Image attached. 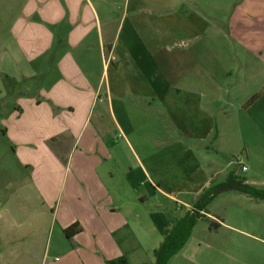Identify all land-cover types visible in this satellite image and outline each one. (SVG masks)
Returning a JSON list of instances; mask_svg holds the SVG:
<instances>
[{
    "label": "crops",
    "instance_id": "0c3cea01",
    "mask_svg": "<svg viewBox=\"0 0 264 264\" xmlns=\"http://www.w3.org/2000/svg\"><path fill=\"white\" fill-rule=\"evenodd\" d=\"M4 9L12 14L0 33L2 131L22 171L14 184L29 190L33 207L22 224L5 210L0 264L23 251L35 264H138L205 188L231 171L247 183L239 166L219 161L216 115L232 98L217 78L226 57L221 67L208 62L199 11L181 10L179 0H18L1 9L0 28ZM263 90L228 105L257 112ZM252 121L246 161L251 145H264ZM163 198L185 210L173 216ZM71 225L80 229L67 238ZM261 244L235 246L241 262L232 264H264Z\"/></svg>",
    "mask_w": 264,
    "mask_h": 264
},
{
    "label": "rangeland",
    "instance_id": "374dc122",
    "mask_svg": "<svg viewBox=\"0 0 264 264\" xmlns=\"http://www.w3.org/2000/svg\"><path fill=\"white\" fill-rule=\"evenodd\" d=\"M13 1L18 4V0H0V11L4 7H8L10 3L12 4ZM191 6L193 10L203 14L207 20L205 36L208 38V48L211 53V59L208 60L211 67H221L220 58L226 57V71L223 73V77L220 74L217 78L227 86L228 93L230 90L229 94L232 99L226 97L225 113L218 112L216 115L218 126L222 129L221 143L224 148L222 154H225L219 158L220 164L223 166L233 160V157L234 159L238 157L247 166L246 172H243L239 168L240 166L238 167L240 174L246 177L247 183L264 188V145L262 143L258 146L257 144L251 145L252 158L248 161L242 155L241 146L247 135L246 125L249 120H253L258 132L264 131L260 126V122L264 124V108H257V112L252 109V112L243 114L237 107L228 105L229 100L230 103L244 102L254 92L264 89V0H179L181 10H185V8L188 10ZM11 14L8 9L1 12L0 33L3 38L6 36L8 29L5 25ZM183 67V62L181 66L178 65V69ZM2 106L4 108L0 113V202L6 199V206L0 207V218L2 217L0 232L3 230L2 222H4L5 210L8 211L10 207L17 210L18 222L22 224L33 207L29 202V199H33L28 193L29 190H23L20 184H14L22 176V171L17 166L15 157L11 153V146L3 135L1 116L6 114L5 108L8 106L7 104ZM234 138L238 139L236 144L233 141ZM207 145L211 150L208 152L215 153L214 143L211 141ZM197 148H195L197 151L206 150L200 145H197ZM231 154H233L232 159L229 158ZM230 169L233 170V168H229L227 171ZM262 203L264 200L251 198L236 188L217 193L207 205L206 211L210 213V216L213 215L222 220L219 227L210 226L209 215L197 220L184 246L166 264H232L241 262L233 252L235 246L259 244L262 246L261 243H264L262 241L264 240V204ZM161 208L169 210L176 217H179L185 210V206L180 202L175 203L165 198L161 199ZM23 226L19 229L16 238H21L24 235L26 241L28 238L26 226ZM2 235L3 238L10 236L4 232ZM19 238L17 244L27 243ZM157 238L162 240L163 235ZM0 240H2L1 235ZM156 242L157 239L152 244ZM2 254L9 256L7 252ZM242 254L244 259L249 256L247 252H242ZM25 255L24 251L19 252V257L13 260L12 264H35L25 261L23 259ZM249 258L251 259V256ZM138 264H155L154 252L147 251Z\"/></svg>",
    "mask_w": 264,
    "mask_h": 264
},
{
    "label": "trees",
    "instance_id": "16d2710c",
    "mask_svg": "<svg viewBox=\"0 0 264 264\" xmlns=\"http://www.w3.org/2000/svg\"><path fill=\"white\" fill-rule=\"evenodd\" d=\"M254 98L255 96L251 97L248 103ZM235 184L240 185L236 188L237 190L249 197L264 200V188L248 184L245 182L244 178L235 175L233 171L229 172L223 182L205 188L191 208L187 210L182 217L172 221L171 227L165 231L163 240L154 251L155 264H166L168 260L184 246L197 220L207 217L205 215L207 213L206 207L216 196L214 191L219 187ZM210 221V226H218L213 220L210 219ZM79 229L77 225H71L64 229V234L67 238H70L74 233L79 231Z\"/></svg>",
    "mask_w": 264,
    "mask_h": 264
},
{
    "label": "water",
    "instance_id": "95a60500",
    "mask_svg": "<svg viewBox=\"0 0 264 264\" xmlns=\"http://www.w3.org/2000/svg\"><path fill=\"white\" fill-rule=\"evenodd\" d=\"M238 186H240L239 184H235V185H228V186H223V187H219L217 188L214 193L217 194L223 190H226V189H230V188H237Z\"/></svg>",
    "mask_w": 264,
    "mask_h": 264
},
{
    "label": "built area",
    "instance_id": "2783aa9c",
    "mask_svg": "<svg viewBox=\"0 0 264 264\" xmlns=\"http://www.w3.org/2000/svg\"><path fill=\"white\" fill-rule=\"evenodd\" d=\"M231 163H235L237 164L238 166H240V169L242 171H244L246 169V167L241 163V161L239 160V158L237 157L236 159H233L230 161Z\"/></svg>",
    "mask_w": 264,
    "mask_h": 264
}]
</instances>
